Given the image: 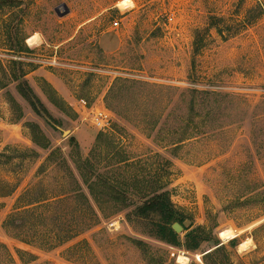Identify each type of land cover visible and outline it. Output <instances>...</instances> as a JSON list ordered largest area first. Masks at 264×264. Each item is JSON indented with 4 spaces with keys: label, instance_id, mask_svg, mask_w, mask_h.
Segmentation results:
<instances>
[{
    "label": "rangeland",
    "instance_id": "obj_1",
    "mask_svg": "<svg viewBox=\"0 0 264 264\" xmlns=\"http://www.w3.org/2000/svg\"><path fill=\"white\" fill-rule=\"evenodd\" d=\"M122 1L0 0V264H203L216 239L231 264H264V0ZM101 134L111 149L92 154ZM88 158L107 159L88 181L151 180L210 241L189 252L151 236L132 187L127 207L103 186L95 201L77 165Z\"/></svg>",
    "mask_w": 264,
    "mask_h": 264
},
{
    "label": "trees",
    "instance_id": "obj_2",
    "mask_svg": "<svg viewBox=\"0 0 264 264\" xmlns=\"http://www.w3.org/2000/svg\"><path fill=\"white\" fill-rule=\"evenodd\" d=\"M5 4H0V7H6L7 5L10 6L8 2H4ZM12 5V4H11ZM20 93L22 96L29 102V104L32 106V108L35 110V112L41 114L42 112L45 114L46 117L50 118L49 113L44 108L43 104L40 102L39 98L32 92V90L26 86V89H22L20 87ZM54 93V92H53ZM55 96V95H54ZM54 105H59L57 100H54L50 98ZM55 99L56 96H55ZM59 101V100H58ZM193 104V102H192ZM39 106L42 110L39 109ZM190 119L188 120L191 122H194L192 120L191 114H194V106L191 105L190 107ZM31 133H32V142L39 146L42 149H47L49 147L48 139L44 136L42 131L37 126H31ZM187 132H184L181 135L182 138L177 139L178 143H174V145L182 144L185 140L188 139V137H185ZM103 135L101 134L98 136L96 141V147L92 154L95 153V150L98 148L101 151H105L107 154L109 153L111 146H104L101 143V138ZM72 141L74 139L72 138ZM77 145V144H76ZM78 146V145H77ZM104 147V149H102ZM180 146H177L174 148L173 151H177ZM101 155V153H100ZM99 156V153H98ZM118 156V154H117ZM116 156V157H117ZM103 158V157H102ZM103 160H107L102 159ZM102 161H94L92 162L91 159L82 160L79 159L78 162V170L80 171V174L82 175V178L84 180V183L87 185L90 191L91 196L99 203V198H97L98 194L97 189L103 186V188L106 191V195L111 197V201L115 203V205H120L121 207H127L130 200H128V194L125 191H122V187L124 185L132 187L133 191H136L135 195L140 198L142 203L136 208L135 216L146 221L152 222V227L150 231V235L154 238L176 248L184 247L189 252H197L201 248V245L204 242H209L210 237H208L209 233L207 230L203 227H198L194 230L188 231L185 223L187 221V218L180 213L173 202L171 201V197L168 191H157V192H147L148 186H151L152 181H141L138 180V178H132L134 181H131V184H128L129 179L126 178V181L124 184L114 182H110V179L101 178L100 180H89L87 179V176L92 175V171H94L96 163L99 165L102 164ZM126 160H123L118 163H125ZM114 177V175H113ZM121 188V190H119ZM101 196V194H100ZM99 197V196H98ZM102 197V196H101ZM38 203V202H35ZM35 203H32L34 205ZM119 206V207H120ZM175 224H179L183 228V232H186L184 236V243L181 240V236L175 233L173 230V226ZM228 244L231 247H237V239L230 240ZM1 247L4 248L6 251L7 248L1 244ZM8 253V252H7ZM27 254H30V252H25ZM226 253V247L224 244H222L219 240L214 241V248L210 251L206 252L202 256V262L203 264H231L229 257L225 254ZM225 254V255H224ZM18 257L22 261V255L20 252H17ZM226 256V258H225ZM9 259L13 262L14 260L12 256L9 254ZM226 261H223V260ZM192 264H197L192 262Z\"/></svg>",
    "mask_w": 264,
    "mask_h": 264
},
{
    "label": "built area",
    "instance_id": "obj_3",
    "mask_svg": "<svg viewBox=\"0 0 264 264\" xmlns=\"http://www.w3.org/2000/svg\"><path fill=\"white\" fill-rule=\"evenodd\" d=\"M115 27L118 26L117 23L114 24ZM80 107L87 110L88 104L84 100L78 101ZM93 124L94 126L102 132H106L111 126V117L106 111H97L93 114Z\"/></svg>",
    "mask_w": 264,
    "mask_h": 264
},
{
    "label": "bare ground",
    "instance_id": "obj_4",
    "mask_svg": "<svg viewBox=\"0 0 264 264\" xmlns=\"http://www.w3.org/2000/svg\"><path fill=\"white\" fill-rule=\"evenodd\" d=\"M128 3H130V0H124V1H122V2L120 3V5H124V4H125V6H123V7L127 8V7H129ZM126 4H127V5H126ZM131 4H132V3H131ZM119 7H121V6H119ZM125 8H124V9H125ZM32 36H33V35H32ZM34 40H35V37H31V38L28 40V42L33 44V41H34ZM34 44H35V43H34ZM28 45H29V44H28ZM234 237H235V235L231 234L230 231H222V232L220 233V238H221L222 240H224L225 242H226V241H230V240H232ZM224 241H223V242H224ZM249 246H250V245H249ZM239 247L242 248V249H245V248H246V243H242V244H240ZM187 260H188V259H187ZM179 261H180V262H185L186 259L183 258V257H179Z\"/></svg>",
    "mask_w": 264,
    "mask_h": 264
},
{
    "label": "water",
    "instance_id": "obj_5",
    "mask_svg": "<svg viewBox=\"0 0 264 264\" xmlns=\"http://www.w3.org/2000/svg\"><path fill=\"white\" fill-rule=\"evenodd\" d=\"M63 9V13H60V10ZM56 13L58 14V16L60 17H64L67 14H69V9L68 7L64 4L62 5L59 9L56 10ZM173 230L175 231V233L180 234L183 231V228L179 225V224H175L173 226Z\"/></svg>",
    "mask_w": 264,
    "mask_h": 264
}]
</instances>
